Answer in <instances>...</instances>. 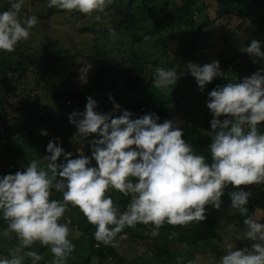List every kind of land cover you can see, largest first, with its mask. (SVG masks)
I'll return each mask as SVG.
<instances>
[{"label":"clouds","instance_id":"clouds-1","mask_svg":"<svg viewBox=\"0 0 264 264\" xmlns=\"http://www.w3.org/2000/svg\"><path fill=\"white\" fill-rule=\"evenodd\" d=\"M0 11V53H11L26 41L39 23L37 16L20 18L25 0H7ZM113 0H46L47 8L78 12L99 21ZM262 42L251 39L243 48L254 63L264 65ZM185 68L157 67L153 86L167 89L184 75L194 78L198 89L223 76L218 60L203 64L189 61ZM92 64L78 69L81 85L87 83ZM109 100L112 97L109 96ZM97 101L86 97L83 111L73 110L68 121L75 126L72 140L88 139L90 155L66 151L49 139L40 166L32 159L15 173L0 175V220L6 227L0 236L14 234L17 244L0 256V264H38L43 257L33 245L46 246L52 253L47 264H66L75 245L69 239L68 222H61L69 206L75 207L86 222L95 226L93 238L115 246V237L125 227H148L155 237L164 224L187 225L206 219V212L220 209L222 196L229 198L228 208L244 217L243 228L235 242L225 245L224 253L209 264H264V222L248 215L250 191L241 185L264 184V67L248 76L216 85L207 92L205 106L211 114V139L207 145L210 160L195 151L183 139V129L174 120L158 123L154 112L134 116L113 102L112 111H97ZM119 110V115H113ZM40 135H47L46 129ZM59 158V160H58ZM231 186L232 190H227ZM53 190L60 199H50ZM110 190L129 197L121 209ZM227 190V191H226ZM237 241H251L237 247ZM183 264V257H177ZM191 264V261L188 262Z\"/></svg>","mask_w":264,"mask_h":264},{"label":"trees","instance_id":"trees-1","mask_svg":"<svg viewBox=\"0 0 264 264\" xmlns=\"http://www.w3.org/2000/svg\"><path fill=\"white\" fill-rule=\"evenodd\" d=\"M157 2L159 4H154L153 0H113V3L102 13L103 16H101L100 20L106 19L104 22L97 21L89 16L92 23L91 27L84 26L82 29L85 32L89 31L93 33L95 37L94 41H96L95 32H107L111 30L113 27L110 19L120 13L121 8H125V18H128L130 23L129 25L122 24L123 19H120L118 26L124 25L131 30L141 28L150 37L155 36V48L159 49L163 55V61L157 67L177 69L179 72V68L175 66L177 52L184 53V55L193 54L192 51L195 49V45L201 40L198 38L200 31L207 27L206 25L209 24L210 20L212 21L206 12L209 0H180L178 7L175 5L177 9L167 4L160 6L161 1ZM215 3L217 5L216 18L226 17L228 19L234 16L237 17L238 22H241L236 23L237 27L231 23L232 25L229 30L224 32V41H231L232 44L233 35H236L242 36L245 41L249 42L251 36L256 34L258 40L262 42V48H264V0H215ZM5 4L7 9L9 7L7 0H5ZM28 11L24 5L19 13L20 18L23 19L31 16ZM52 12L57 15L67 13L55 8L49 11V13ZM71 14H73L72 17L77 15L86 16L78 12H72L68 14V17ZM180 26H185L188 33L182 35L186 32H182ZM178 31L182 35L181 41L178 43L180 48L178 50L175 49L173 57H170L169 45L174 41L173 37ZM137 40H140V38L137 37ZM190 43L189 50L185 49ZM52 47L53 49L47 52L41 51L39 54H29V51H26L22 47H15V50L11 53L0 54V66L2 67L0 88L5 89L6 95L17 89L16 79L23 78L24 76L27 78V70L38 69L44 59L48 61L46 70L52 71L55 64L63 65L67 61L66 58L71 57V55H73L72 58L76 57L74 54H63L61 47ZM92 48V53H80L85 56L83 59L85 62L93 64L89 70L91 74L87 87L81 88L77 83L79 66L69 74L68 78H64L58 82L51 81L48 77L40 82L38 79H35L38 86L44 83V89L49 92L51 91L53 94L51 98L54 99L53 105L55 107L51 109L53 110L52 121H47L43 115L37 116L39 101L37 103L36 101H31L27 107L23 106V113L20 114L21 117L14 115L12 110L6 108L5 102L7 99L5 95H2L3 98L1 99L0 106V139H4L2 142L4 144L2 148L0 147V167L6 165L13 172L17 170L23 171V168L32 159L38 160L40 157L47 155L45 151L46 146L38 140L32 139L33 124L35 122H46L49 127V133L54 138L58 137L63 147L72 148L71 152L74 157L78 154L90 155L87 142L90 137L86 138V140H72L71 137L75 132V126L69 123L68 114L77 107H84L87 96H92L95 93L99 94V92L104 90L106 92L103 95V99L97 104L96 110L99 112L112 111L113 102H115L120 105L121 110H130L134 116L154 112L159 117L158 123L168 118L173 106L180 101L178 82L172 88L169 87L163 90L155 88L153 86L155 71L149 68L151 64L149 65V63L143 61L140 57L136 56L134 62L125 69L122 66L113 67L108 57L100 60L102 54L96 44ZM132 53L134 54V52ZM234 54L236 56L233 58L237 60L235 62L228 58L227 54L222 53L224 62L220 66V69L224 74L223 76L214 78L211 84H215V80H218L221 84L235 81L251 74L257 68L264 67L259 62L254 63L253 61L256 60L254 57L249 59L238 51H235ZM154 62V65L159 64V60H154ZM180 63H184L182 59ZM229 64L230 69H228ZM65 68L63 65L62 70H65ZM40 70L42 71L41 68ZM121 82L125 88L115 91L116 86ZM183 86L186 100L190 98V101L187 102L188 107H194L196 110L201 109V103L198 100L203 97L198 96L200 94L197 93L198 86L194 78L187 74L184 75ZM213 87L215 86L210 85L209 91ZM109 96L112 97L111 101L109 100ZM29 106L31 107V111H27ZM206 113H209V111L207 110ZM209 115L211 114L204 115V119H206L205 124H209ZM20 118H23L22 123L20 122ZM14 119L20 120L19 122L12 123ZM195 130H188L187 136L191 137L194 141L193 144L196 146L191 145L195 151L204 154L206 159L210 160V155L205 152L210 139L206 133L191 136L190 134L194 133ZM259 130L264 132V123L259 126ZM44 164H46L45 160L43 161ZM239 187L250 191L251 195L247 205L249 208L248 215L256 218L255 211H258V209L264 210V184H254L253 186L241 185ZM227 190H232L231 186ZM106 194L111 195L114 202L118 203L121 209L129 202V197H124L115 190H110ZM60 198L61 194L53 190L50 199ZM224 200L226 201L225 204L229 205V198L225 197ZM205 215L206 219L199 223L190 222L184 226L164 224L159 230V235L155 237L147 235L148 227L145 225L137 224L135 228L125 227L117 234L115 241L124 234H127L129 241L140 240L142 243L145 240L147 241V253L137 255L131 260L130 264H177V257H183V264H188L189 261H191V264H197L196 255L201 252H214L217 255V259H219L225 249L223 250L218 244L228 237V235L224 236L221 234V231H226V228L222 225L226 227L225 224L232 221L235 225L240 224L244 217L239 212L231 210L224 217L221 209L213 210ZM66 221L70 229L69 239L75 245L66 264H126V259L118 255L114 246L102 243L98 245V242L92 235L95 226L87 223L77 208L69 206ZM5 227L6 223L0 220V228L3 230ZM73 230L78 231L79 234L76 235L75 232L73 235ZM231 235L233 236L232 239H235V233ZM2 240L5 243H2V246H0V254L7 256L8 249L15 247L17 241L14 235L11 238H4ZM240 247H242V242ZM30 250L37 251L43 257L38 264H47L52 259V253L46 246H40L37 243ZM108 260L111 262L108 263ZM24 264H30V260L26 259Z\"/></svg>","mask_w":264,"mask_h":264},{"label":"rangeland","instance_id":"rangeland-1","mask_svg":"<svg viewBox=\"0 0 264 264\" xmlns=\"http://www.w3.org/2000/svg\"><path fill=\"white\" fill-rule=\"evenodd\" d=\"M157 1H161L160 6L163 4L172 5L175 9V5L178 7L180 0H153L154 4H159ZM25 7L31 15L37 16L39 23L31 30V35L28 40L19 42L16 47H22L23 49L29 51V54H39L41 51L47 52L50 49H53L52 46L55 47H61L63 49V54H74L76 57L66 58V62L63 63L65 70H62L63 65L62 64H55L54 69L52 71L46 70V65H48L47 59H44L42 61V64L40 67L29 69L27 70V78L24 76L23 78L16 79L17 89L13 92H9L6 95V91L4 88H0V106H1V99L3 98L2 95L6 96L7 101L5 102L6 108L12 110L14 115H19L23 113V106L27 107L31 101H36V103L39 101L38 104V110H37V116L43 115L46 117L47 121H52V112L55 105H53L54 99L52 92L46 91L44 89V83L39 86L36 84L35 79H38L39 82L45 79L46 77L50 78L51 81L58 82L59 80H62L64 78H68L69 74L72 73V71L76 70L79 66L82 67V64H84L85 60L83 55L80 53L83 52L86 53H92V46L97 45L99 47L100 53L102 56H100V60H104L106 57H108L113 64V67L122 66L124 69L132 64L134 60L136 59V56L140 57L143 61L151 64L149 68L153 71L157 68V66H160L161 61H163V55L161 51L157 48H155L154 40L155 36H149L144 33V31L141 30V28H137L135 30H131L124 25L118 26V21L123 19V23L125 25H129L128 18H125L126 9L121 8V12L118 13L115 17H112L110 19L112 23L111 30L107 32H95L96 41H94L95 37L93 33L91 32H85L83 31L82 27H91L92 23L89 19V16H73L71 14L68 17V12L63 13L60 15L55 14L54 12L49 13L54 8H47L46 7V0H25ZM216 3L215 0H209V6L206 9L207 14L209 15L210 19L212 21H209V24H207L206 28L201 30L199 33V37L201 40L197 42L195 45V49H193V54H185L177 52V58H176V65L179 70L180 68H185L186 64L189 61L197 62V63H206L210 62L211 60H218L219 61V67L224 62V57L222 53L227 54L228 58L232 59L233 62L237 61L233 57L236 55L234 54L235 51H238L245 55V57L250 58L246 53H244L242 50L244 46L247 45V41L242 38V36H236L233 35L232 38V44L231 41H224L225 35L224 32L226 30H229L232 24L236 25L238 19L237 17L231 16L230 18H216ZM6 9L5 0H0V11ZM40 14V16H39ZM103 16V14H100ZM216 18V19H215ZM106 20V19H105ZM105 20H100L101 22H104ZM232 23V24H231ZM241 23V22H238ZM182 28V35H185L188 33L187 28L185 26H180ZM180 31V29H179ZM176 32L174 35V41L170 43L169 45V51H170V57H173V53L175 49H179L180 46H178V43L181 41L182 35ZM140 38V40H137V37ZM253 36V37H252ZM251 36V39H257L258 37L256 34H253ZM261 41V40H260ZM54 42V43H53ZM191 43L187 45L185 49L189 50ZM24 50V51H25ZM264 51V48L261 49ZM134 52V54L132 53ZM1 54V53H0ZM136 54V55H135ZM37 56V55H35ZM1 57V55H0ZM255 58V57H254ZM74 59V60H73ZM183 60V64L180 63V60ZM186 59V60H185ZM154 60H159L158 65H154ZM1 61V59H0ZM187 61V62H186ZM153 64V65H152ZM93 65V64H92ZM53 66V65H52ZM42 69V71L40 70ZM48 68H50L48 66ZM2 67L0 66V75H2L1 72ZM228 69H230V64L228 66ZM61 71V72H60ZM225 72V71H224ZM90 74L87 73V83L84 85H81L78 77H77V83L81 88H85L89 85L90 80ZM250 75V74H248ZM246 75V76H248ZM78 76V75H77ZM190 76V75H189ZM215 84L208 83L203 91L197 89V93L199 97H203L198 100L199 103H201V109L196 110L194 107L189 108L187 102L190 101V98L186 100L185 95L183 93L184 91V76L178 80L179 85V99L180 101L177 102L173 106V109L170 112V115L167 119L174 120L177 122V126L183 129V139H185L188 143L194 145V141L191 139L188 135L189 129H196L194 133L190 134L191 136L194 135H203L207 134L209 139H211V129L210 124H205L206 119H204V115L206 116L209 113H206L208 110L205 106V100L207 98V92L210 89V85H223L218 80H215ZM125 88L123 86V83H119L116 86L115 91H119L120 89ZM106 92V90L101 91L98 93H95L92 95V97L99 103L103 99V95ZM184 95V97H183ZM192 95V94H191ZM105 98V96H104ZM97 103V104H98ZM22 106V107H20ZM20 107V108H19ZM84 107H77L75 110L77 111H83ZM121 109V107H120ZM27 111H31V107L29 106ZM45 115H44V113ZM73 111V110H72ZM36 112V111H35ZM113 115H119V110L113 113ZM211 115H209L208 122L211 119ZM21 119V120H20ZM20 122H23V118H20ZM19 120L14 119L12 123L19 122ZM46 129L47 135H40V130ZM199 130V131H197ZM4 133V132H2ZM191 133V131H190ZM54 138L51 133H49V127L47 126L46 122H35L33 124V135L32 139L38 140L40 143H43L45 146L48 143L49 139ZM4 141L3 138L0 139V147L2 148ZM60 141V140H59ZM58 141V142H59ZM60 143V142H59ZM210 143V142H209ZM196 144V143H195ZM61 145V144H60ZM62 146V145H61ZM63 147V146H62ZM0 148V150H1ZM66 151L72 150L70 147H63ZM79 151V150H78ZM205 152H207V146L205 148ZM37 161L40 164V166L43 165L44 157H40ZM10 162V161H9ZM7 173H15L12 171V169L9 166L3 165L0 167V175L7 174ZM253 186V185H250ZM227 197V194L223 195V204L221 205V211L222 215L225 217V215L228 214L230 209L228 208V205L225 204L224 198ZM208 208V212H211L216 209H212L211 206H206ZM256 218L261 219L262 222H264V210L258 209V211H255ZM67 216V211L64 214V217H62L61 222H65ZM2 221V220H1ZM3 223H6L3 221ZM226 227L222 225L224 228H226L225 232L221 231L222 235H228V237L221 241L218 245L222 247L224 250L225 245L229 242H235V239H232L233 233H238L243 228V223L240 224H233L232 222H227ZM0 231L2 229L0 228ZM76 232V235L79 234L78 231L73 230L72 234L74 235ZM229 233V234H228ZM14 234H10L8 237L0 236V246H2V243H5L2 239H8L11 238ZM75 235V236H76ZM250 246L251 241H237L236 245L237 247L241 246ZM145 243V244H144ZM144 243L142 241H129L127 234L122 235L118 238L116 241V245L114 246L118 255L123 256L126 259V264H130L131 260H133L137 255L143 254L147 251V241L145 240ZM147 253V252H146ZM0 256H3L0 254ZM217 259V255L214 252H201L197 253L196 255V262L197 264H209V260L211 258ZM218 260V259H217ZM111 261L108 260V263ZM115 264V263H112Z\"/></svg>","mask_w":264,"mask_h":264}]
</instances>
